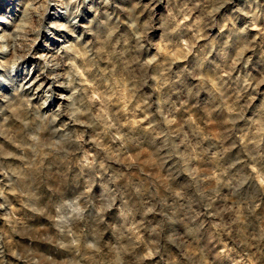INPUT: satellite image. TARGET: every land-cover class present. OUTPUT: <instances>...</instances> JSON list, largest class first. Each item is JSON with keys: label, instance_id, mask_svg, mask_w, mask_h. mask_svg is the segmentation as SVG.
I'll list each match as a JSON object with an SVG mask.
<instances>
[{"label": "rangeland", "instance_id": "rangeland-1", "mask_svg": "<svg viewBox=\"0 0 264 264\" xmlns=\"http://www.w3.org/2000/svg\"><path fill=\"white\" fill-rule=\"evenodd\" d=\"M0 4V264H264V0Z\"/></svg>", "mask_w": 264, "mask_h": 264}, {"label": "bare ground", "instance_id": "bare-ground-1", "mask_svg": "<svg viewBox=\"0 0 264 264\" xmlns=\"http://www.w3.org/2000/svg\"><path fill=\"white\" fill-rule=\"evenodd\" d=\"M9 1L12 2L13 0H9ZM1 4H2V3H1ZM1 4H0V5H1ZM10 5H11V4H10ZM6 17H7V16H5L4 11L0 13V41H1L2 38L5 37V35H4V33H3L4 26H2V23H3V22H7V21H6ZM3 45L5 46V43H4ZM0 54H6V55H7V53L4 52L2 48H0ZM25 54H26V53H25ZM25 54L22 53V54L18 55V59H19L20 61H24V60L26 59ZM16 61H17V60H16ZM3 83H5V82L3 81Z\"/></svg>", "mask_w": 264, "mask_h": 264}]
</instances>
